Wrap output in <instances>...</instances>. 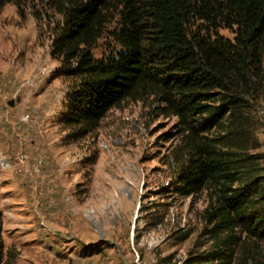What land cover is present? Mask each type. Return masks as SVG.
<instances>
[{
  "label": "rangeland",
  "instance_id": "1",
  "mask_svg": "<svg viewBox=\"0 0 264 264\" xmlns=\"http://www.w3.org/2000/svg\"><path fill=\"white\" fill-rule=\"evenodd\" d=\"M27 7L24 18L12 3L0 10V264H187L214 251L217 185L177 190L197 147L226 151L222 129L191 131L161 95H144L81 135L64 120L79 79L59 76L52 58L62 16L48 0ZM120 22L112 10L96 58L117 48ZM244 125L264 167V93ZM242 240L232 264L247 254L264 261V242Z\"/></svg>",
  "mask_w": 264,
  "mask_h": 264
},
{
  "label": "trees",
  "instance_id": "2",
  "mask_svg": "<svg viewBox=\"0 0 264 264\" xmlns=\"http://www.w3.org/2000/svg\"><path fill=\"white\" fill-rule=\"evenodd\" d=\"M27 1L0 0V10L12 3L24 18ZM48 2L63 19L51 45L58 74L80 82L68 96L64 120L81 135L95 130L109 110L144 95H161L191 131L225 133L226 151L197 147L180 175V195L210 183L218 187L209 213L216 249L187 264H232L242 237L264 242V167L248 153L244 125L251 98L264 93V0ZM115 9L121 16L113 32L117 48L96 58L93 49ZM220 30L232 32L233 39ZM237 264L264 261L247 254Z\"/></svg>",
  "mask_w": 264,
  "mask_h": 264
}]
</instances>
